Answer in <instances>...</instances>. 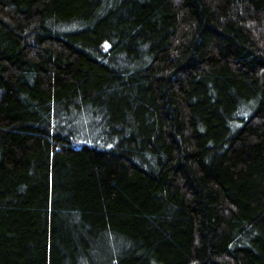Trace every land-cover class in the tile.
<instances>
[{
    "label": "trees",
    "instance_id": "1",
    "mask_svg": "<svg viewBox=\"0 0 264 264\" xmlns=\"http://www.w3.org/2000/svg\"><path fill=\"white\" fill-rule=\"evenodd\" d=\"M0 264H264V0H0Z\"/></svg>",
    "mask_w": 264,
    "mask_h": 264
}]
</instances>
